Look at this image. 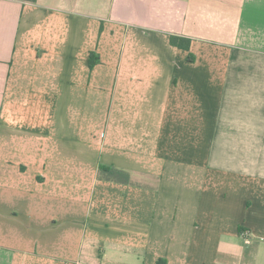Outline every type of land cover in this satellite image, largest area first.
<instances>
[{"label":"crops","instance_id":"obj_1","mask_svg":"<svg viewBox=\"0 0 264 264\" xmlns=\"http://www.w3.org/2000/svg\"><path fill=\"white\" fill-rule=\"evenodd\" d=\"M0 264H264V0H0Z\"/></svg>","mask_w":264,"mask_h":264},{"label":"trees","instance_id":"obj_2","mask_svg":"<svg viewBox=\"0 0 264 264\" xmlns=\"http://www.w3.org/2000/svg\"><path fill=\"white\" fill-rule=\"evenodd\" d=\"M20 1L23 3H30V4H34L36 2V0H20ZM170 44L184 51H189L190 48V40L183 37L170 36ZM187 59L189 62H192L193 61L192 55L188 54ZM96 63H98V57H96L94 53H91L89 57V67L92 68L93 65H95Z\"/></svg>","mask_w":264,"mask_h":264}]
</instances>
